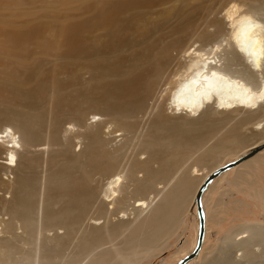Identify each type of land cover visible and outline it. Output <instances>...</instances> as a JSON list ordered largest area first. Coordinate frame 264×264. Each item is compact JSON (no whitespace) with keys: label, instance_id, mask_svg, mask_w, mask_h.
I'll list each match as a JSON object with an SVG mask.
<instances>
[{"label":"bare ground","instance_id":"bare-ground-1","mask_svg":"<svg viewBox=\"0 0 264 264\" xmlns=\"http://www.w3.org/2000/svg\"><path fill=\"white\" fill-rule=\"evenodd\" d=\"M10 2L0 0V5ZM172 2L186 11L181 29H166L157 18ZM150 8L152 16H122ZM98 13L55 31L53 46L62 41L68 48L82 81L81 88L69 85V100L61 95L65 86L25 85L26 63L18 45L37 30L0 27V74H5L0 124H11L0 131V264L25 260L17 257L20 248L35 254L28 264H121L119 257L106 260L100 252L120 234L127 236L125 244L142 248L133 255H152L158 239L174 235L189 208L197 215L196 186L182 206L189 179L174 178L184 159L204 145L205 156L214 160L227 147L234 151L232 145H248L249 151L264 144V0H110ZM197 16L207 17L196 21ZM152 25L159 35L179 37L152 49ZM131 41L139 46L136 56L122 57ZM139 58L144 65L137 68ZM108 95L121 105H107ZM166 111L190 119L186 130L169 127ZM47 115L56 119L50 131L41 128ZM139 115L149 117L152 127L172 130V136L164 133L165 150L154 134L130 146L138 127L130 120ZM117 128L123 134L114 135ZM117 137L123 141L113 145ZM258 165H264V148L207 186L201 196L202 246L186 264L199 258L208 236L205 197L233 169L239 178ZM193 174L201 176L194 167ZM235 232L223 237L221 264H264V225ZM70 241L81 247L79 258L42 259ZM196 241L182 248V257L192 254Z\"/></svg>","mask_w":264,"mask_h":264},{"label":"rangeland","instance_id":"rangeland-1","mask_svg":"<svg viewBox=\"0 0 264 264\" xmlns=\"http://www.w3.org/2000/svg\"><path fill=\"white\" fill-rule=\"evenodd\" d=\"M109 1L110 0H11L6 6L0 5V27L6 25L16 26L26 32L37 30L26 42L18 45V49L26 63L25 74L27 75V79L24 82L27 88H34L41 84H46L48 87L59 88L65 86L61 95L67 100L70 99L69 93L72 89L75 87L81 88V78L76 77V72L74 70V57L69 54L68 48L62 41L56 46L52 44L55 41V31L60 27L71 25L74 22L85 23L92 16H99L98 9L105 2ZM211 1L217 2L218 0ZM177 6L178 4L176 2H172L167 6H163L162 10H159L157 18L165 24L166 29L175 30L184 27L182 19L186 17V11L185 9H176ZM122 16H152V8L138 12L123 13ZM173 16L175 19H173ZM206 17L207 16H197L195 20L201 21ZM137 23L141 25L140 22ZM148 27L149 25L146 26V28ZM184 34L185 33L181 36ZM178 37V34L173 37L159 35L155 32L152 25V49L161 50L162 43L172 42ZM135 42L138 45L139 38L135 39ZM46 44L50 46L46 47ZM124 47L120 55L128 58L136 56L139 46H136L135 43L131 41ZM143 61L144 60L139 58L138 61H135L134 65L139 68L144 65ZM136 67L133 66L134 69H136ZM116 68L118 69V67ZM59 70L62 71L56 75L55 73ZM114 75L117 79L121 78L120 73L114 72ZM2 76H5V74H0L1 78ZM20 76L21 73L19 77ZM69 85L72 86V89L68 88ZM54 96H57L56 93L50 94L51 98ZM142 97L143 95L140 94V99ZM105 102L109 106L121 105L113 95H108ZM92 104L93 102H89L87 107L90 108ZM42 111L43 109H37L38 113ZM168 112L166 111V118L169 122L168 126L178 125L180 128H183L182 130H186L184 126L190 119L179 115L172 114V116ZM210 114L215 115L216 111L212 110ZM63 118L65 117L63 116ZM87 118H89V116ZM130 121L138 123V127L135 129V140L130 142V146L135 145L137 139H147L154 134V137L158 136V138L161 139V148L165 150L166 146L169 144L167 135L172 136V130L166 127H164V129L152 127V122H150L147 116L139 115ZM55 124L56 119L51 117V115H47L42 120L41 128L45 131H50L55 127ZM4 125L7 126L11 124H0V131L3 129ZM223 131L224 130L221 129L218 133H222ZM118 134H123L122 129H116V134L114 135ZM114 135H112V137ZM123 138L124 137H117L113 145L121 143ZM247 147L249 146L235 147L232 145V148L235 149L234 151L227 147L226 150L222 151V157L212 160L210 159L211 156H205L208 146L204 145L200 147L196 154L184 159L182 164L183 167L174 175V178H178L181 174H184L185 180L187 178L189 179V191L184 197L183 203H185L182 204V206H186L187 200L194 192L195 186L196 189L194 193L196 194L198 185L203 182L207 174L212 173L217 168L230 161L233 162L241 155L246 154L249 149ZM74 151L77 152L78 147L75 148ZM130 151L131 150L128 149L126 154L129 155ZM202 154H204V158L202 159L203 162H201L202 160H197V156ZM193 167L199 170V173H201L200 177L193 176ZM12 176V174L8 175L10 181H12ZM237 177V170L234 171L233 169L227 175L226 180L214 186L212 192L205 197L204 207L209 216L207 222L209 228L208 236L203 251L194 264H221L220 253L222 249V240L229 230L233 231V228H235V234H237L243 232L245 227L259 226L260 224L264 225V165H258L254 170L243 174V176L240 174L239 178ZM4 178L5 177H3V179ZM238 181L239 183L237 184ZM0 195H3V193L0 192ZM182 223L183 224L177 228L174 235L167 239L163 237L158 239L159 241L155 244L158 247L153 251L152 255L144 256L140 253L133 255L134 252H139L142 248L125 244L127 236L125 234H120L115 239H111L106 247L101 248V256L106 260L112 261H114L116 257H119L121 259V264H177L180 259L184 258L182 257L183 254L180 252L183 249H190L191 244L197 237L198 219L191 208L188 209ZM70 242L62 250L58 252L54 250L53 253L45 255L42 259L52 255L56 258H62L63 260L68 258L69 261H72L73 258H79L78 255L80 254L81 247H77L75 241L72 243ZM1 248H3L6 253L7 246H2ZM91 248L99 247L91 246ZM19 251L20 254L17 255V257L27 256V258L17 262V264H28L35 256V254L28 253V251L21 248ZM239 254L240 252H237L234 255L237 257ZM89 256L90 255L87 254V258ZM76 264H80V262Z\"/></svg>","mask_w":264,"mask_h":264},{"label":"water","instance_id":"water-1","mask_svg":"<svg viewBox=\"0 0 264 264\" xmlns=\"http://www.w3.org/2000/svg\"><path fill=\"white\" fill-rule=\"evenodd\" d=\"M264 148V144L261 146L255 147L250 149L246 154L240 156L233 162L227 163L224 166H221L220 168H217L215 171H213L200 185L198 191L196 192L195 195V205H196V213H197V218H198V233H197V241H196V246L195 249L193 250L192 254L187 256L186 258L182 259L178 264H186L189 260L193 259L196 257L198 252L201 249L203 238H204V212L202 209V204H201V196L203 192L206 190L207 186L220 174L223 172L239 165L243 161H245L249 156H252L253 154L257 153L261 149Z\"/></svg>","mask_w":264,"mask_h":264}]
</instances>
